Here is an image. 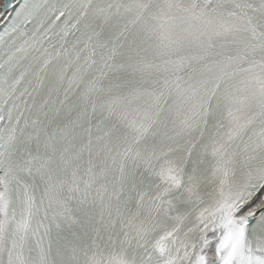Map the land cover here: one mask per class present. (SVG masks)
Listing matches in <instances>:
<instances>
[{"label": "snow or ice", "instance_id": "snow-or-ice-1", "mask_svg": "<svg viewBox=\"0 0 264 264\" xmlns=\"http://www.w3.org/2000/svg\"><path fill=\"white\" fill-rule=\"evenodd\" d=\"M0 264H264V0H0Z\"/></svg>", "mask_w": 264, "mask_h": 264}]
</instances>
